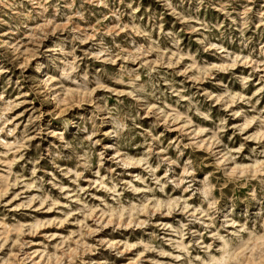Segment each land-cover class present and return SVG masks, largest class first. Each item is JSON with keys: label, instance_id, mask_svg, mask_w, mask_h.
<instances>
[{"label": "rangeland", "instance_id": "1", "mask_svg": "<svg viewBox=\"0 0 264 264\" xmlns=\"http://www.w3.org/2000/svg\"><path fill=\"white\" fill-rule=\"evenodd\" d=\"M0 264H264V0H0Z\"/></svg>", "mask_w": 264, "mask_h": 264}]
</instances>
